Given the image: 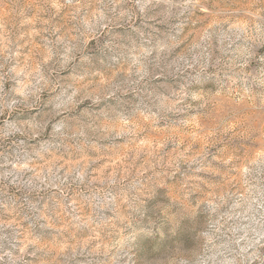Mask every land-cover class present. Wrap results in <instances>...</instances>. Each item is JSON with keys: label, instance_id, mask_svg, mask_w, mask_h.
Wrapping results in <instances>:
<instances>
[{"label": "rangeland", "instance_id": "obj_1", "mask_svg": "<svg viewBox=\"0 0 264 264\" xmlns=\"http://www.w3.org/2000/svg\"><path fill=\"white\" fill-rule=\"evenodd\" d=\"M0 264H264V0H0Z\"/></svg>", "mask_w": 264, "mask_h": 264}]
</instances>
